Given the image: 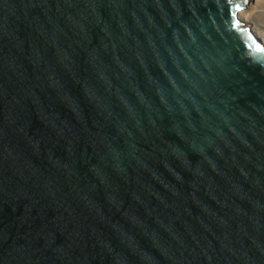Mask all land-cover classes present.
I'll return each mask as SVG.
<instances>
[{"label": "water", "instance_id": "1", "mask_svg": "<svg viewBox=\"0 0 264 264\" xmlns=\"http://www.w3.org/2000/svg\"><path fill=\"white\" fill-rule=\"evenodd\" d=\"M248 3L0 0V264H264Z\"/></svg>", "mask_w": 264, "mask_h": 264}, {"label": "rangeland", "instance_id": "2", "mask_svg": "<svg viewBox=\"0 0 264 264\" xmlns=\"http://www.w3.org/2000/svg\"><path fill=\"white\" fill-rule=\"evenodd\" d=\"M248 8L253 15V25L264 29V0H250Z\"/></svg>", "mask_w": 264, "mask_h": 264}, {"label": "bare ground", "instance_id": "3", "mask_svg": "<svg viewBox=\"0 0 264 264\" xmlns=\"http://www.w3.org/2000/svg\"><path fill=\"white\" fill-rule=\"evenodd\" d=\"M249 3H250V0H249ZM249 3H248V5H249ZM259 3H261L260 1H259ZM248 5H247V10H246V12L242 15V17H243V19H244V21L248 24V25H250L251 27H252V29H253V31L255 32V34L256 35H258L263 41H264V29H263V27H257V26H254L253 24H254V22H253V15H252V13H251V10H249V8H248ZM260 5V4H259ZM261 7V6H260ZM254 26V27H253Z\"/></svg>", "mask_w": 264, "mask_h": 264}, {"label": "snow or ice", "instance_id": "4", "mask_svg": "<svg viewBox=\"0 0 264 264\" xmlns=\"http://www.w3.org/2000/svg\"><path fill=\"white\" fill-rule=\"evenodd\" d=\"M236 8H237V10H240L241 9V5H239V4L236 5ZM237 26H239V25L237 24ZM249 35L251 36L250 30H249ZM252 39L254 40L255 38L252 37ZM256 47H257V50H259L261 52H264V45L257 44Z\"/></svg>", "mask_w": 264, "mask_h": 264}]
</instances>
